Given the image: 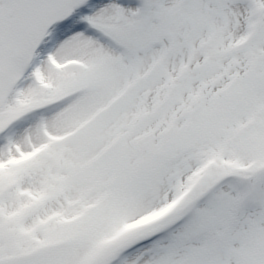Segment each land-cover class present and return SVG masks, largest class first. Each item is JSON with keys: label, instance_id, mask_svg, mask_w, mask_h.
I'll return each mask as SVG.
<instances>
[{"label": "snow or ice", "instance_id": "obj_1", "mask_svg": "<svg viewBox=\"0 0 264 264\" xmlns=\"http://www.w3.org/2000/svg\"><path fill=\"white\" fill-rule=\"evenodd\" d=\"M0 264H264V0H0Z\"/></svg>", "mask_w": 264, "mask_h": 264}]
</instances>
